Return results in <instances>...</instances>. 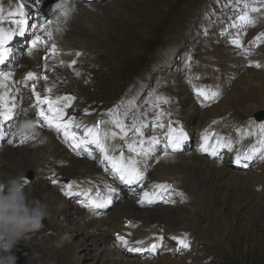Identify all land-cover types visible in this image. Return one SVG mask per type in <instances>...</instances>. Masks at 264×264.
I'll list each match as a JSON object with an SVG mask.
<instances>
[{
	"label": "bare ground",
	"instance_id": "1",
	"mask_svg": "<svg viewBox=\"0 0 264 264\" xmlns=\"http://www.w3.org/2000/svg\"><path fill=\"white\" fill-rule=\"evenodd\" d=\"M30 1L31 0H12V2L5 8L4 12L5 16L7 17L9 10L14 11L20 3H23V11L25 15L23 17L16 16L14 18L24 19L27 22L23 35H13L12 38L7 41L6 47L10 49V52L7 60H5L3 64H0V72H10L12 74L11 81H2V78H0V83H3L4 86L10 88L12 98L15 97L16 99V96L19 95L17 103L18 105H15V108L13 109L12 119L7 121L9 130L16 131L17 126L21 124L24 120H27L26 118L30 116V113L32 114L33 120H42V118L38 115L39 109L35 108L36 101L35 96L32 92L33 83H35L36 91L41 94L42 98L44 96H51L53 99H55V97L59 96L60 89H53L45 85H47L51 81H62L63 79H66L72 85L76 93L69 94V97H74L75 99H72L68 103V106L64 108V112L66 113V116L64 117L65 121L71 117L75 118L73 120V126L70 130L74 131L76 135L80 131L83 133L84 136L85 126L93 127L94 125H102V127L99 128V131L103 142L109 149V154L115 156L117 159H119L122 154L124 157V161L129 163L131 162V160H136L137 167L144 171L145 178L142 181L143 187H140L137 184L139 186V188H137L136 190V193L138 194V199L141 198L140 194L143 191H151V186L153 184L165 183V180H169L176 181L179 183L180 187H174V189H176L178 192H182L183 190H185L189 195H191L196 204H202L203 207L209 208L213 212L219 213L218 207L228 208L229 206H231L237 207L238 211H241V213H239L240 216L245 214L244 210L247 209H244V207L241 205H233L246 198L248 199V196L251 194L250 191L247 189L244 180L235 174L228 175L226 173V169L217 164V160L212 154H210V152H202L198 150L196 153L192 152L195 155H187V152L185 150H181L180 148L173 152L168 144V139L164 138L163 141L165 143L166 151L169 153L168 156L164 155V161L166 163H160L156 167H153V171L150 176H146L147 168L143 163V160L144 153H147L148 155L149 152L147 149L146 140L148 141V138L151 136V133L146 136L140 135L139 133H143L140 126L138 127L140 129V132L138 133L135 130L136 133L129 142L126 140V133L122 136L121 132H118L115 128H110V126H106L101 122L99 123L96 119H82V121H80V118H78L79 114H76L78 105L81 104L82 106H85L91 103H95L98 107L97 110H105L107 108V102L104 100V92L108 93L110 90H116L120 91V93L123 94L122 88L117 83L112 81L115 84L109 85L108 81L110 77H103L95 70V67L100 66L101 64L111 66V58L116 60L114 58V53L117 51L113 49V47H109V45H106L107 32L101 23L96 22L97 19L95 18L101 14L109 13L110 11L115 12L121 18V10L115 7H108L106 5L107 0H103L101 2L95 0L97 2L96 4L87 5L88 8L93 7V9H81L79 13L76 14L74 17L69 15L64 16L61 15L60 11L56 8V5L60 2H55L54 4L49 5L50 8L53 7L49 15L47 14L48 9H45L41 10V18L40 16L36 18H28L26 17V14L30 9ZM171 1L172 0H169L168 2ZM165 3L167 2L162 0L161 2H147L142 6L147 13L152 15V19L154 21H157L158 16L162 15L161 12H164L162 6ZM0 5H6V2H0ZM131 11L137 16H141V11L138 8H134L133 10L132 5ZM55 18L59 19L62 25L68 26L66 31L62 29L60 23ZM32 20H37L33 22L36 24V27L41 25V21H52V24L47 26L53 32V40L49 42V45L51 43H55L57 48L59 49V53L54 57L49 56V59L47 61L44 60V56L49 55V52L45 47L33 49V56H27L21 50L22 46L20 47L18 45V40H20L21 38L25 39V37H29L31 39V42L27 44H29L28 46L31 47L32 40L35 38V36L31 32L27 31L26 27ZM101 20H103V18ZM143 23L149 24L145 20H141L140 25L143 26ZM0 26L10 28L12 31L18 32V27L14 24L9 23L8 20H6ZM148 26L149 25L142 28V31H147ZM169 30L172 32L174 31L172 30V28ZM125 32L127 34V38H130V48H128V50H135V48H137L138 46L137 41L141 43L142 47H145V44L143 43L146 41H149L150 44H152L153 42V40H143L140 38L137 39L135 33L138 32V30H136L135 28H131L130 30H126ZM34 33L39 34L45 39H47L45 33L41 30L36 29ZM153 38L156 39L155 36H153ZM157 41L158 47L168 42L165 37L161 42L159 40ZM226 43H228L227 45L229 46V49L234 52L235 60L237 62H240L241 66L246 65V50L242 47H237L235 44L229 43V41H227ZM120 46L121 44H117V47ZM203 49H206V47H204ZM83 50L86 52L85 56H82L81 54ZM119 50L122 49L119 48ZM241 51L244 52V55ZM77 53H80V55H76ZM214 54H216V51H214ZM128 55L130 56V54ZM136 56L139 57L140 52H138ZM182 56L183 60H185V67L187 68H185L183 72H180V79H182L184 76H188L191 73L192 68H189L188 66L194 65L195 68H198V63L196 61L193 62L191 60H187L185 58V55ZM85 57H88L89 62H91V66L87 69V77L89 84L95 83L93 88H89V86L85 84L84 79L80 76V69L82 63L88 62L85 60ZM74 60L76 61V63L72 64V61ZM61 61H63V63H61ZM129 62H132V58H129L127 64H129ZM137 64H139V66L141 65L140 62L133 65ZM33 65H35V67ZM147 65L149 64L147 63ZM243 69L244 68L242 67L239 68L237 71L240 72ZM29 71L37 73V75L40 77L47 76L48 79L44 80L41 78L37 81H28V88L22 89V87L19 86L18 83L19 81L25 79L26 74ZM183 73H185V75ZM64 74H67V76L64 77ZM125 76H127V74H125ZM253 76L255 78V82L251 80L245 81L246 84L244 86L249 85V90H246L245 87L236 91L234 90L235 93H240L239 98L237 97V108L246 107L245 111H243L242 108L238 109L234 112L232 116H229L228 118L222 116L226 115L227 112L230 113V111L233 110V108L228 105V102L226 103V105L218 104L217 106L212 108L215 99L206 100L203 96L198 95L196 92L197 88L193 85L191 87V91L194 93L191 100L196 104V108H194V112H196V114L194 115L193 121L195 125L199 127L193 129L191 124L192 120L189 116L183 113L187 106L186 98L180 99L182 116L181 118H177L175 121L176 127L178 129H182L183 132L186 134L187 139H185V141L189 140V138L193 136V132H195L197 137V143L200 146L203 143L202 133H204L205 130H208L210 133L216 134L215 136H210L209 144L211 146H215V141L218 138H222V141L232 140L235 146L234 155L236 156L240 144L237 140H235L232 136L228 134L225 128L220 125L218 120L219 118H225L227 120H230L231 122L241 121L239 120L241 117L249 118L248 115H251L252 112L255 110L264 111L262 110L264 109V99H262V102L260 103L253 102L250 106H247L248 102H245L248 100L255 99V96H253L249 91H259L258 85L257 87H254L251 84L258 83L260 85H264V72L256 71L253 73ZM43 86H45V88H43ZM48 88H51L50 93L47 91ZM83 89H85V95L84 98L81 99V97L83 96ZM232 97L230 95L226 97V99L229 98V103L234 102V98H236L234 96ZM122 98L123 96L121 97V104H124ZM99 99L102 100L101 104L99 102ZM60 103L63 104L64 101H60ZM219 105H221L222 108H219ZM44 108L45 110H47V105H45ZM240 114L242 115L240 116ZM14 118H16L18 122L13 121ZM213 121H215V123H213ZM77 124L80 125L79 128L75 127V125ZM244 127L246 128L247 126ZM249 127V131L241 130V132L243 133L242 146L248 149L253 145L257 146V142L259 141V139L264 140V124L251 125ZM254 127H256L257 129L251 130V128ZM45 128L46 127L41 124L38 125L35 131L36 133H39L42 129ZM6 130V128H3L0 131H5L7 133ZM8 139L9 138L7 136L0 137V148L4 151L3 153L5 154L3 156H0V182H5L9 178L17 174L23 175L25 177L28 172L34 169L44 167V162H50L53 164V167L61 171L64 176H74L77 179V181L79 182L78 186L80 188V193L91 189L92 196H95V194L99 192L101 197L111 198V203L103 207V209L97 208L95 210H90L89 208L84 207L82 205V211H79V213L82 215L81 223L82 228H84V231L90 230L91 232H93V234L97 233L99 237L101 236L99 239H92V244L96 245L100 241L110 240V238L104 236L101 232V230H103L102 228H107L109 226L113 227V233H119L120 235H124L126 239H128L129 248L148 247L150 242L156 240L157 236H159L163 232L161 228L162 224L165 222H174L172 223V228L174 232H176L178 229L180 230V232L189 231L186 230L187 227L185 224H183L182 219L185 217L187 209L191 207L192 202L190 201L184 207H181L180 211L176 213L175 209L173 208V205L175 204V201L179 200L181 197L175 192L171 194H166L165 200H167V202H165V200H157L151 205L146 203L143 205H137L138 202L135 199L129 198L130 200H128L127 203H122V205H124L126 208H124L125 210L123 209L124 211L121 208V214L119 216L112 218V220L108 216H106L107 211H109L116 205L112 197V192H109L108 189L112 188L116 190L117 185L119 183L121 184V186L124 184L121 180L118 181L117 179H114L115 177L113 178L111 176V173H113L114 170H112L111 164H109L107 161H104V154L100 151L99 148L96 147V145L90 144V148L88 147L86 152L83 153L81 151V153L78 155L76 152H73L72 149L68 146V143L65 142L67 150L72 151L76 155V159L69 155L54 140L52 135L46 136L45 145L35 148L10 147L11 144L7 142ZM130 144L135 149V151L129 150L128 146ZM90 150H92L93 152L95 150V152L99 156L98 162L94 164H92V162H89L88 159ZM203 155H206L212 162L204 158ZM258 155H260L261 158V153H257L254 157ZM221 158L225 159V162L230 161V152L227 148H225V150L221 153ZM61 161L69 163V166L64 167L62 169L57 168V164H59V162ZM88 164L90 165V169L87 172ZM216 165L218 166L216 167ZM258 167L254 165L252 167V170H250V174L248 175V177L253 180L252 182L254 184L264 181V163H261L260 165H258ZM256 168L258 170H261V173L255 172L254 170H256ZM226 175L228 176L224 180V177ZM252 182L250 181V184L247 183L249 186L251 185V188L253 187ZM45 184L46 183L43 182L44 189H47V185ZM234 197H236V199ZM45 199L50 205L49 209L52 215L56 216V213L54 212L55 206L58 205V199L56 195L54 193L46 192ZM229 199H233V201H230ZM166 204H169V207H165ZM141 206H145L146 209L141 210ZM258 208L259 207L257 206V204H255V206L250 205V209ZM93 211H96L98 214L93 215ZM174 215L177 217V219L174 217ZM129 222H131V226H128ZM76 229L77 226L75 230ZM155 230H158V235L156 237H153V235L150 236L149 233L151 232L152 234V232H154ZM196 240L198 241V237H196ZM139 241H142L143 243H138ZM116 243L122 245L118 240L116 241ZM79 246L80 243L75 244L74 242H72V238H66L63 242L61 250L67 255L62 256L67 261H75L77 253L80 249ZM109 256L111 257V259H118V257L116 256V252L115 254L110 252ZM117 264H121L120 260H117ZM130 264L135 263L132 262ZM165 264L178 263H176L175 261L168 262L167 259L165 261Z\"/></svg>",
	"mask_w": 264,
	"mask_h": 264
},
{
	"label": "rangeland",
	"instance_id": "2",
	"mask_svg": "<svg viewBox=\"0 0 264 264\" xmlns=\"http://www.w3.org/2000/svg\"><path fill=\"white\" fill-rule=\"evenodd\" d=\"M120 1H122V3H126V2L133 3L132 4L133 10H134V8H138L141 11V15L143 14V10H142L143 4L139 3L140 0H115V2L117 4H120ZM143 1L145 3H147V2H150L152 0H143ZM154 1L158 2V0H154ZM168 1L169 0H165V2H168ZM111 2H112V0H107L106 5L108 7L114 8L115 5L112 6ZM246 2H247V0H176V3H172V1H171V2H168V4H164L162 6L164 12H161L162 15H164V19L162 20V22L164 23V28H163V34L164 35L155 36L156 39L153 38V36L146 39V40H153L152 44H150L149 41H146L143 43V44H145V47H143V48L146 49V56H149L148 60L146 59V60H143V62H140L141 63L140 66H139V64L133 65L132 62H129V64H132V66L134 68H136L137 70H143L144 69L143 71L139 72L132 79V82H135L138 78H143L145 76V74H146L145 68L148 66L147 63L148 64L150 63V61L152 60V56L155 52V49L158 48V41L157 40H159L161 42L165 37L168 40V42L166 44H164V46H165L166 50H168L171 54H176V50L179 48L181 49V51H186V50H188V43H187L188 30L199 16L203 17V16H207L209 13H212V14L216 15L218 20L222 23L221 25H223L225 23V21H227V15L230 14L231 12L240 13L243 10ZM51 4H54V3H51ZM33 5H34V2H33V0H31L30 4H29L30 9ZM52 8H50L49 6L47 7V9H48L47 14L48 15L51 13ZM150 8H151V6H150ZM41 10H45V9L42 8ZM114 16L120 18V16L117 15L115 12L110 11L109 13L103 14V20L97 19L96 22L101 23L107 32V43H106V45H109V47H113V49L117 50L114 53V58L121 63L127 64L129 58H131V57L128 55L129 54L128 52H123L122 50H119V48H121V46L117 47L116 35H118L119 37H122L123 39L129 41V43L125 45L126 49L130 48V38H127V34L125 32L126 26H123V24H121V18H120V22L117 23ZM141 20L142 19L139 17L138 22L140 23ZM206 20H208V19H206ZM153 22L155 23L156 21L153 20ZM147 25H149V24L143 23V26H141V27L144 28ZM129 26L130 25H127V27H129ZM211 27H212V30H214L215 32H217L219 30L220 23L217 21L216 18H214L211 21ZM171 28H172V30H174L173 32L169 30ZM231 28H232V26L229 25V26H227L226 29L228 31ZM206 34H207V32L204 28H200V29L195 31V33L193 35H194L195 40L197 41V44L194 46L193 52L196 53L198 50V47H202V48L206 47L205 45L200 44V40L204 36H206ZM225 37L227 39V36H225ZM214 40L216 41L217 37H215ZM227 41H229V40H227ZM229 43L234 44L233 42H230V41H229ZM226 44H228V43H226ZM135 50L140 52L138 49V46H137V48H135ZM214 51H216V54H214ZM207 52L214 55V57L211 59L212 63H220V61H223V64H219V65L223 69L227 70V68L229 67V61H228V59L222 58L223 54H227L226 51L222 47L213 46V45L207 46L206 49L202 51V54L207 53ZM241 52L244 55V52L243 51H241ZM184 62H185V60H183V56H180L176 60H174L173 63L177 66L182 67L181 72H183L185 70V68H187V67H185ZM90 66H91V62H89V61L82 63V66L80 69V76L84 79L85 84L87 86H89V88H93L95 83L89 84L88 77H87V69ZM206 66L209 67V65H206ZM97 67L98 66L95 67V70L97 71V73L101 74V76H103V77H110L111 76V74H109V71H108L109 69L104 68L102 65L100 66V70L97 69ZM188 67L192 68V69H196L194 65L188 66ZM112 73L114 74V78H116V81H118V79H119L123 83L126 84L128 77H129V70L127 69V66H125V65L121 66L120 65L116 69L114 68L112 70ZM125 74H127V76H125ZM183 74L185 75V73H183ZM249 74H251V71H249ZM231 76L235 77L234 69H232ZM186 77L187 76H184L181 80H186ZM250 80L255 82V78H250ZM174 82L176 83V81H174ZM232 82L234 83L235 81L232 80ZM108 84L112 85L115 83H113L112 80L109 78ZM251 85H253L254 87H257V85H258L259 91H257V92H264V85H260L258 83H253ZM176 87H177V85L175 84L174 88H176ZM191 87L188 88V92L193 94L194 92L191 91ZM244 87L246 90H249V85L243 86L242 88H244ZM137 91L140 93V92H142V89H138ZM182 92H184V91L177 89L176 97L179 99H183L182 97L179 96L180 93H182ZM82 95L83 96L81 97V99L84 98L85 89L82 90ZM236 95L237 96H234V97L239 98L240 93H236ZM122 96H123V94L120 93V91H116V90H110L108 93L104 92V100L105 101L108 99L117 100ZM192 97H190V98H192ZM101 101L102 100L99 99L100 104H101ZM249 101L252 102L253 100H248L245 102H249ZM245 102H243V103H245ZM243 103H242V106H243ZM84 107L87 109V111L90 114H95L99 111H103L101 109L97 110L98 107H97V104H95V103L85 105ZM245 109H246V107H243V111H245ZM262 110H264V109H262ZM76 114H80V113H77V110H76ZM241 115L242 114H240V116ZM133 119H135V116L131 115L130 113H127L123 116V121L121 122V124H123L125 126L128 122H130ZM246 119H248V118L247 117H245V118L241 117L239 120L243 121ZM80 121H82V119H80ZM103 124L106 126H109L108 124H105V123H103ZM143 125H145V124H140L138 127L143 126ZM148 125H150V123H148ZM254 129H257V128L256 127L251 128V130H254ZM117 131L121 132L122 136L126 133V135H127L126 140L129 142L131 141V139L135 135V134L127 133L126 130L125 131L117 130ZM244 131H249V130H244ZM92 153H96L95 150H94V152L92 150H90L89 156ZM89 162H92V164H94V163L98 162V160H96V161L89 160ZM89 169H90V165L88 164L87 172L89 171ZM254 171L259 173L261 170L256 169ZM111 176L113 178L115 177L114 179H117L118 181H120V179L118 178V176L116 177V174L114 172L111 173ZM227 176L228 175H226L224 177V180L227 178ZM245 180H246V183H248V184H250V181L251 182L253 181L248 176L246 177ZM252 184L256 185V186H258V185L262 186L261 191H257L256 189H253V187H252L251 194L256 195L257 197L253 198L250 194L248 196V199L246 198V199H244V200H242L236 204H233V205H241L244 207V209H247V210H244L245 214H243L241 216L239 215V213H241V211H238L237 207H231V206H229L228 208L218 207L219 213L213 212L211 209L205 208V207H203V210H202L203 213H200L198 211L191 212V210L193 208L192 205L190 208L187 209L185 217L182 219L183 224H185L187 227L191 223V221H192L190 218L191 214L193 215L194 218H202L200 223H198L196 226L200 227L202 225L203 231H206L208 233L210 232L215 237V239L213 241L205 242L200 247H202L206 251V253H211L212 251H214L216 253L217 252L216 247L218 245L221 246V250L223 251L226 258L222 259V260H218V261L216 260L215 263H212V264H264V181L258 182L256 184H254L252 182ZM119 185L121 186V184H119ZM122 186H121V192H126L128 194H133L137 189V187H136L133 189V191H126V188H123ZM79 196L80 195H77V197H79ZM117 198H119V197H117ZM234 198L236 199V197H234ZM229 200L233 201V199H229ZM124 202H126V203L128 202V199L126 197L121 198V200L119 202V204H121L122 210L124 208H126L124 205H122V203H124ZM255 204H257V206L259 208L258 209H250V205L255 206ZM168 207H169V205H168ZM143 209H146L145 206H141V210H143ZM63 210H64L63 211L64 215L61 216V214H60L56 217V219L60 222L59 232L63 233L67 230H69L71 232L75 228V225L78 228V225L75 223L76 222L81 223L82 215L78 212V214H77L78 216L75 218L74 215L76 214V212L73 209L64 208ZM97 214L98 213L96 211H93V215H97ZM174 217L177 219V217L175 215H174ZM72 219H74L73 222H72ZM203 220H204V222L201 224V222ZM172 223H174V222L172 221L170 223V221H169V222L163 223L161 230L162 231L168 230V232H173V233L179 234V232H180L179 229L176 232L173 231ZM52 226L54 228H56L58 226V222L53 220ZM52 226L49 227L47 230H49V232L51 234H54L55 229ZM163 226L165 227V229H163L164 228ZM179 226H181V225H179ZM109 229L107 228L108 231L106 229H103V230H101V232L103 233L104 236H107L108 238H110V240L100 241L101 243L99 242L96 245L92 244L91 240L92 239H99L101 237V236L99 237V235L97 233L93 234V232H92L93 235L91 233L88 235L86 232H84L83 235L80 234V236H79V237L82 236L83 238H78L75 240V242L73 241V235H69L67 237V238H72V242H74L75 244L83 243V245H85V246H83V250L80 251V249H79L78 254L76 256V258L77 257L81 258L80 264H110L111 259L107 258V251H110V250H113L114 254L116 252V256H118V259L117 258L113 259L115 264H117V260H120L121 264H123V263L130 264L133 262L132 258H122L121 259V255H127V254L125 253V251L123 250V248L121 246H117L115 244V240L113 238V233L111 234ZM104 230H105V232H104ZM186 230H188V229H186ZM74 231L76 234H79L81 229H76ZM60 237H61L60 234L57 235V237L53 238L52 243H53V241L60 239ZM85 238H86V240H85ZM245 238H247V239H245ZM198 241H199V237H198ZM42 245L43 246L40 248V252H41L40 254H41V256L45 257L47 252L50 250H49L48 245H44V244H42ZM105 245L108 247H106ZM53 248L56 250V247L54 246V244H53ZM58 249L61 250V247ZM29 250L31 251V249H29ZM89 250H91V251H89ZM147 254H148V252L144 251V252H140L137 254H133L132 256L134 258L138 259V262H141L144 259H150V258H148L150 256H147V257L145 256ZM61 257H62V260L67 261L62 255H61ZM86 257H89V258H86ZM54 258L56 261L52 260L50 264H61L62 263V262H60L57 253L54 256ZM185 258H188V257H185ZM167 259H168V262L174 261V259H171V258H163V259L160 258V260L155 262V264H165V261ZM155 260H157V259H155ZM36 264H42V263L37 262ZM141 264H144V263L141 262ZM147 264H150L149 261L147 262ZM178 264H180V263H178Z\"/></svg>",
	"mask_w": 264,
	"mask_h": 264
},
{
	"label": "snow or ice",
	"instance_id": "3",
	"mask_svg": "<svg viewBox=\"0 0 264 264\" xmlns=\"http://www.w3.org/2000/svg\"><path fill=\"white\" fill-rule=\"evenodd\" d=\"M11 3L12 0H9ZM57 10L60 11L61 15L67 16V0H62L61 3L56 5ZM24 5L23 3H20L14 11L9 10L7 17L5 16L4 8L2 5H0V25H2L6 20H8L9 23L14 24L18 27V32L12 31L10 28H5L3 26H0V64H3L5 60H7L10 49L6 47L7 41H9L13 35H23L25 32V26H26V20L24 19H16L14 17L19 16L23 17L25 15L24 11ZM252 12H258L260 9L258 8H252ZM240 21L247 25H254L255 19L251 17L249 14L245 13L244 15H241L239 17ZM52 21H46L44 25H39V29L45 33V36L47 39L40 35H35V38L32 40L31 48L29 49V52H31L32 49H36L39 47H45L49 55L44 56V60L47 61L49 59V56H55L59 53V49L57 48L55 43H51L49 45V42L53 40V32L50 28H48V25H51ZM260 35L264 36V33H261ZM257 40H259V36L257 37ZM233 43L237 47H241V42L239 40L233 41ZM76 55H80V53H77ZM63 63V61H61ZM76 61H72V64H75ZM256 67H259L260 65L258 63L255 64ZM79 74V73H77ZM0 78H2V81H11L12 74L0 72ZM47 80V76H38L37 73L33 71H29L26 74V77L24 80L19 81V83L24 84L27 86L28 81H37L39 79ZM3 83H0V87H3ZM47 91L50 93L51 88H48ZM32 92L35 96V108L39 109L38 115L42 118V120H33L28 119L24 120L21 124L17 126L16 131H12L10 133V138L8 139V143H14L17 137H19V143L24 144L28 140H34L36 138V128L38 125H43L44 127H47L49 129L54 130L57 134L62 133L63 138L66 143H68V146L72 149L73 152H76L78 155L81 153L82 150H87L88 146L90 144L96 145L97 148L100 149V151L104 154V161H107L109 164H111L112 170H114L115 174L118 176V178L127 184H133L136 183L140 187H143L142 181L145 178L144 171H142L140 168L137 167V161L131 160V162H125L124 157L121 154L120 158L117 159L115 156L109 154V149L106 147L105 143L103 142L101 138V134L99 131V125H94L93 127H87L84 128V136L78 137L74 131H71V127L73 126V120L74 117L69 118L65 121L64 117L66 116V113L64 112V108L68 106V103L75 99L74 97H55L53 99L51 96H44L41 97V94L36 91L35 83L32 84ZM196 92L198 95L203 96L206 100L208 99H214L218 93L211 92L208 93L203 89L197 88ZM13 103L11 106H8V103L4 99V95L0 94V128L3 127V121H8L12 119L13 116V109L15 108V97L12 98ZM60 101H64L63 104L60 103ZM157 102H163L167 103V98L165 97H156ZM47 105V110H45L44 106ZM154 105L156 107H159V103L154 102ZM101 123H104L101 121ZM215 123V121H213ZM122 130L124 128L123 124L118 123L117 125ZM75 127L79 128L80 125L77 124ZM158 127L163 128L164 125L158 124ZM136 131L139 133L140 129L137 127ZM9 133L0 131V137L7 136ZM142 135V133H141ZM215 133H210L208 130H205L204 133H202V140L203 143L200 145V151L202 152H210L212 155L217 154V148L219 147H227L229 150L232 148V144L229 141L228 143H223L222 138H218L215 141V146H211L209 144L210 136H215ZM106 139V137H105ZM187 139L186 134L183 132L182 129H176L172 128L171 124L169 125L168 130V142L169 146L172 149L173 152L178 150L180 148V145L183 140ZM42 142V141H41ZM154 144L158 143V140L154 137L153 141ZM260 147H257L253 145L248 149V152L244 154L243 161L241 158V154L237 153L235 162L237 164H241L244 161L252 160L254 156L257 153L261 152V149H264V140H259L257 142ZM130 151H135V149L130 144L129 146ZM168 152L165 151V156H168ZM139 155V153H138ZM144 155H147V153H144ZM261 159H264V154L261 155ZM244 166L247 167V163H244ZM26 182L28 183V180L26 179ZM53 183H56L57 181L53 180ZM75 182L69 183L65 185V194L66 195H73L72 189ZM78 187V186H77ZM151 191H143L140 195L141 198L139 200L140 204H153L157 200H165L166 194H171L175 192L177 195H179L181 198L186 199V196L183 192H178L176 189H174L172 184L168 183H157L153 184ZM109 192L115 191V189L109 188ZM86 197L85 201H81L84 207L89 208L90 210H95L97 208L105 207L106 205L111 203L110 197H101L100 193L97 192L95 196L91 195V189H88L81 193ZM167 202V200H165ZM131 226V222H129V225ZM130 235V234H129ZM116 239L125 247H128L129 241L126 239L124 235H120L117 233ZM159 240H163L164 237L160 236L158 238ZM173 239L178 240V243L185 249L189 248L190 242L187 240V234L183 238L173 237ZM138 243H143L142 241H139ZM151 250L155 251L159 245L158 244H152ZM129 251L132 252H141L145 251L143 248H137V247H131L128 248Z\"/></svg>",
	"mask_w": 264,
	"mask_h": 264
},
{
	"label": "clouds",
	"instance_id": "4",
	"mask_svg": "<svg viewBox=\"0 0 264 264\" xmlns=\"http://www.w3.org/2000/svg\"><path fill=\"white\" fill-rule=\"evenodd\" d=\"M49 217L48 205L31 196L23 175L0 182V264H16L13 247L42 229ZM65 239L53 241L54 246L62 247Z\"/></svg>",
	"mask_w": 264,
	"mask_h": 264
}]
</instances>
